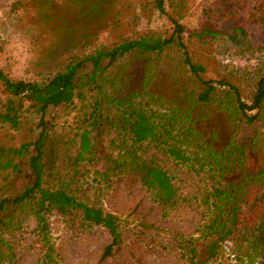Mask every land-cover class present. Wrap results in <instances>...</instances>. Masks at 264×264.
I'll use <instances>...</instances> for the list:
<instances>
[{"label": "rangeland", "instance_id": "rangeland-1", "mask_svg": "<svg viewBox=\"0 0 264 264\" xmlns=\"http://www.w3.org/2000/svg\"><path fill=\"white\" fill-rule=\"evenodd\" d=\"M156 3L102 0L101 11L92 14L88 10L91 0H0V71L10 78L43 82L66 60L94 53L124 38L147 32L169 37L177 21L183 26L182 40L189 55L205 67L201 75L234 83L250 103L257 76L264 73V0H163V10L157 9ZM236 26L242 27V33L233 39ZM184 57L182 50L172 46L160 55L152 53L147 61L141 57L120 58L106 74L164 76L156 90L172 98L181 93L172 80L179 82L193 75ZM91 68L92 64L86 62L82 71ZM92 85L83 86V97L50 106L43 119L28 110L22 99L24 108L17 127L0 119V145L35 141L47 127L50 139L46 150L61 159L58 170L65 177L73 176L71 188L82 202L118 216L120 242L104 257L113 240L109 229L88 223L77 209L66 214L56 209L47 212L48 236L43 238L36 216L27 205L16 209L0 226V264H191L193 246L203 264H264L263 250L243 252L235 239L214 242L216 252L207 256L205 248L215 239L207 229L214 215L213 200L208 195L212 183L202 148L205 146L183 131L187 124L182 119L171 120V134L164 132L162 139L178 145L184 161L171 156L156 140L135 143L116 124L103 132L93 130L92 135H98L94 151L79 162L73 161L78 154L79 121L84 120L96 93ZM108 89L113 91L109 83ZM115 94L120 99L124 96L117 90ZM10 98L0 80V112L5 111ZM145 100L153 115L158 111L154 121L170 122L168 101L142 95L135 98V103ZM117 105L122 109L120 103ZM120 111L112 106V115H117L114 120ZM216 113L222 130H226L230 126L227 114ZM257 124L264 131L261 121ZM73 137L76 139L70 140ZM53 138L57 141L54 151L50 147ZM129 150L136 153L125 158ZM144 165H158L170 175L175 188L172 199L164 200L156 187L145 182ZM19 175L8 178L1 188L2 196L19 190ZM47 179L45 185L53 183L50 177ZM48 250L52 256L45 258Z\"/></svg>", "mask_w": 264, "mask_h": 264}, {"label": "trees", "instance_id": "trees-1", "mask_svg": "<svg viewBox=\"0 0 264 264\" xmlns=\"http://www.w3.org/2000/svg\"><path fill=\"white\" fill-rule=\"evenodd\" d=\"M156 1L157 9L163 10V0ZM101 8L102 0H91L88 10L96 14ZM261 21L264 23V16ZM241 33L242 27L236 26L233 39ZM182 35L183 26L176 21L175 31L169 37L147 32L138 37L124 38L114 45L97 48L94 53L66 60L60 70L43 82L10 78L0 71V80L11 94L7 108L0 112V119L17 127L20 122L19 114L24 108L22 99L27 102L28 110L41 114L43 119L50 106L68 104L76 97H83V86L93 84L92 88L96 90L93 103L85 111L84 120L79 121L81 129L76 135L79 140L78 154L73 161L79 162L95 149V138L98 135H92V131L103 132L112 124L124 128L135 143L146 139L163 143L171 156L184 161L186 157L182 149L178 145H172L168 139H162L164 132L168 136L171 134L168 127L171 120L180 118L187 124L183 131L196 136L205 146L202 148L209 167L208 179L212 183V190L208 195L212 198L214 207V215L207 229L215 238L205 248L207 256L210 258L215 254L214 242L230 239L238 240L243 252L251 249L255 253L258 250L264 251V131L257 124L261 121L264 125V73L257 76L251 102L248 103L234 83L215 81L201 75L205 67L191 58ZM172 46L183 51L184 62L188 71L193 74L179 82L171 79L174 86L181 89V93L172 98L156 90L164 76L106 74L120 58L141 57L147 61L152 53L160 55ZM107 59L108 62H105ZM86 62L91 63L92 68L83 73ZM108 83L112 85L113 91L108 89ZM115 90L124 94L122 99L117 97ZM142 95L144 98L154 97L168 101L172 112L168 118L170 122L154 121L153 116H157L158 111L155 115L149 111V101L135 103V98ZM117 103L123 106L122 109ZM115 105L117 110H122L117 120L113 119L117 115L111 113L112 106ZM217 111L228 116L230 126L226 130H222ZM48 139L50 134L45 127L35 141H23L18 146L0 145V191L8 178L20 174V179L17 178L20 182L19 190L11 195L0 194V226L16 209L29 205L36 216L39 234L45 238L48 236L47 212L56 209L66 214L77 209L82 211L83 218L88 223L101 224L109 229L113 240L106 247L103 256L111 254L113 246L121 240L118 216L106 212L102 207L82 202L77 197L76 191L71 188L73 176L65 177L58 170V160L61 159L55 153L47 152ZM51 141L50 147L54 151L57 149L56 138ZM131 153L135 155L136 151L129 150V155H125V158ZM25 167L29 169L28 174L24 172ZM142 170L145 182L156 187L161 198L166 201L173 198L175 188L170 175L163 168L144 165ZM49 177L53 183L45 185V180ZM192 250L191 264H203L202 257L197 258L194 246ZM233 250L239 258L237 251ZM50 256L52 253L48 250L45 258ZM46 261L48 263V259Z\"/></svg>", "mask_w": 264, "mask_h": 264}]
</instances>
